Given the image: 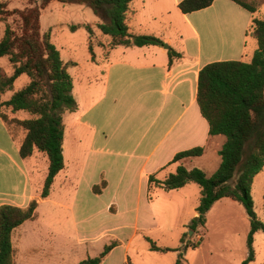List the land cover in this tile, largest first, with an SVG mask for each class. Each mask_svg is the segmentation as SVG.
<instances>
[{
    "label": "crops",
    "instance_id": "0c3cea01",
    "mask_svg": "<svg viewBox=\"0 0 264 264\" xmlns=\"http://www.w3.org/2000/svg\"><path fill=\"white\" fill-rule=\"evenodd\" d=\"M15 1L0 3L8 2L14 9ZM181 1H132L130 32L154 36L168 48L109 49V37L103 35V46H97L102 58H97L95 48L94 58L88 51L89 100L81 101L74 94L75 80L81 84L83 77L72 76L70 68L78 64L69 57L64 60L61 47H56L62 60L71 64L68 72L77 109L62 115L64 168L55 176L46 199H40V193L48 173L47 156L35 150L31 157L21 158L24 134L13 138L0 117V206L26 208L38 200L35 218L12 232L15 264H79L97 257L111 243L116 245L101 264H160L170 253L152 252L146 240L162 229L164 212L154 196L165 190L149 183V178L164 181L188 160L199 158L173 163L180 152L204 149L212 142L218 154L220 136H209L196 100L199 71L213 62H249L245 59L247 33L255 17L231 0H215L206 9L183 14L178 8ZM40 20L41 33L49 34L52 42L54 30L48 26L44 31ZM94 34L92 28L87 48ZM216 44H222L226 53ZM170 49L181 57L170 62ZM5 71L10 74L12 69ZM18 90L14 84L13 92ZM14 116L27 117L23 112ZM188 184L168 192L184 191Z\"/></svg>",
    "mask_w": 264,
    "mask_h": 264
},
{
    "label": "trees",
    "instance_id": "16d2710c",
    "mask_svg": "<svg viewBox=\"0 0 264 264\" xmlns=\"http://www.w3.org/2000/svg\"><path fill=\"white\" fill-rule=\"evenodd\" d=\"M133 0H28L22 9H10L8 2L0 3V23L4 24L0 39V59L7 58L12 69L7 74L0 67V117L13 138L22 131L20 157L27 159L36 150L47 156L48 173L40 193V199L49 196L55 176L64 168L62 154L64 127L62 115L77 109L73 97V80L68 72L71 64L65 63L60 51L50 41L49 34L41 33V15L51 3L75 4L89 8L98 18L96 28L109 37L107 48L118 46H164L154 36H135L131 31ZM215 0H183L178 8L189 14L208 8ZM252 14L258 11L254 0H231ZM89 35L92 28L84 26ZM76 30V26H71ZM257 42V50L250 62L219 61L204 66L198 75L196 100L202 117L209 125V136L225 138L218 154L221 158L212 176L198 168L187 170L179 166L175 173L164 181L153 176L149 183L165 190H177L188 183L200 187L196 216L188 229L194 233L206 224V214L222 199L239 203L249 219L247 235V258L241 264H251L254 235L264 233V221H259L254 211L251 188L254 178L264 170V17H254L247 33ZM88 51L93 57L89 38ZM180 54L169 50V60L180 58ZM26 76L28 82L13 92L16 80ZM8 92L13 94L3 99ZM23 112L26 118L15 117ZM202 147H196L175 155L174 162L186 158L201 157ZM38 200L34 199L26 208L10 205L0 206V264H15L11 242L14 229L35 218ZM150 250L167 253L172 250L157 246L146 238ZM203 242H188L183 250L197 249ZM184 244V240H182ZM115 243L106 246L100 255L87 258L79 264H101ZM178 251L176 264H185L183 253Z\"/></svg>",
    "mask_w": 264,
    "mask_h": 264
},
{
    "label": "rangeland",
    "instance_id": "374dc122",
    "mask_svg": "<svg viewBox=\"0 0 264 264\" xmlns=\"http://www.w3.org/2000/svg\"><path fill=\"white\" fill-rule=\"evenodd\" d=\"M247 1L250 2L251 0ZM253 2L258 5L255 17H264V0H254ZM13 4V8L22 9L28 5V0H16ZM41 18L44 31L48 29V26L54 30L52 42L56 47H61L63 59L67 60L69 57L68 59L78 64L76 68H70L72 76L82 75L83 77L81 84L75 80L74 94L81 101L89 100L86 96L88 88V73L86 71L88 68H92V65H90V55L87 48L88 33L84 26L87 24L93 26L95 34L91 37L92 48H95L97 58H102L101 50L97 47L103 46V35L95 26L98 18L85 6L64 5L58 2H53L42 11ZM79 25L83 26L80 27ZM1 26L4 28V24H0V38L3 33ZM71 26L80 28L71 30ZM215 38L218 41L220 40L218 33L215 34ZM202 39L203 47H205L206 40L204 37ZM216 45L226 53L222 44ZM255 46H257V43L250 36L245 54V59H248L247 61L249 62L256 51L254 49ZM0 67L9 70L10 65L7 58L0 60ZM27 81L28 78L24 75L18 78L15 82L16 89H20ZM19 133H22V131H19ZM219 138L220 145L218 150H220L225 141L223 136ZM211 144L212 142L204 148V153L201 157L188 160L184 166L187 169L198 168L207 177L212 176L217 170L221 158L214 151ZM261 172L252 185L251 196L257 219L264 221V173ZM188 186L184 191H163L154 196L156 197L157 205L164 212L161 217L162 229L152 234V240L156 245L172 250V252L162 257L164 261L160 264H174V259L178 257L177 250L182 251L185 264H241L248 255L247 235L250 230L249 219L244 208L230 199H222L216 202L207 212L206 224L203 229L200 228L196 233H191L192 231L187 230V227L193 219L195 209L198 206L200 188L194 183H189ZM189 189L194 191L188 193L187 190ZM171 208L176 210L170 211ZM197 236L203 239V244L195 250H183L185 244L182 243V240L196 243L199 239ZM255 240L253 245L255 260L251 264H264V233H257ZM148 262L150 264V261L146 263L148 264Z\"/></svg>",
    "mask_w": 264,
    "mask_h": 264
},
{
    "label": "water",
    "instance_id": "95a60500",
    "mask_svg": "<svg viewBox=\"0 0 264 264\" xmlns=\"http://www.w3.org/2000/svg\"><path fill=\"white\" fill-rule=\"evenodd\" d=\"M164 48H168V46H167V45H165V46H164ZM191 233H192V232H191Z\"/></svg>",
    "mask_w": 264,
    "mask_h": 264
}]
</instances>
